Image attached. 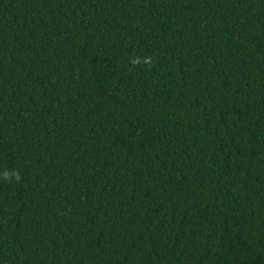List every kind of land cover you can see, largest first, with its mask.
<instances>
[{
    "label": "trees",
    "instance_id": "trees-1",
    "mask_svg": "<svg viewBox=\"0 0 264 264\" xmlns=\"http://www.w3.org/2000/svg\"><path fill=\"white\" fill-rule=\"evenodd\" d=\"M0 264H264V0H0Z\"/></svg>",
    "mask_w": 264,
    "mask_h": 264
}]
</instances>
